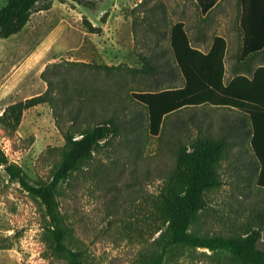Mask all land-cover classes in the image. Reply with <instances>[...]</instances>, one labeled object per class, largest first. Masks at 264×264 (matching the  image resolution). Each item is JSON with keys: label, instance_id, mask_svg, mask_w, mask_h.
<instances>
[{"label": "rangeland", "instance_id": "obj_1", "mask_svg": "<svg viewBox=\"0 0 264 264\" xmlns=\"http://www.w3.org/2000/svg\"><path fill=\"white\" fill-rule=\"evenodd\" d=\"M162 2L173 21L174 1ZM5 3L0 0V8ZM140 3L47 0L39 4L22 30L0 38V115L7 107L44 93L47 83L41 75L51 65H59L58 73L73 85L84 86L88 83L86 77L91 76L90 83L101 102L112 97L117 103L122 96L130 108L141 109L123 88H163L170 83V76L163 70L118 79L67 65H127L141 69L145 63L142 57L153 53L158 38L149 28L150 21L142 19L144 7ZM86 22L101 32H89ZM237 48L238 43L229 45L228 70L235 63ZM157 61L162 67L163 62ZM188 111L193 110L184 108L170 114L158 137L150 136L142 124L124 137L103 144L93 159L60 185L57 199L72 229L70 243L83 253L86 264H129L148 245V224L155 220L157 196L174 166L175 147L197 134L198 127ZM197 116L205 129L215 130L207 126L208 119ZM67 125L64 119L63 128L58 127L48 104L27 108L16 128L0 123V148L9 162L19 165L31 180L47 181L59 161ZM242 140L240 137L239 142ZM233 151L229 161L239 158L240 172L223 162L219 170L223 184L206 194V208L192 230L199 236H231L252 227L261 230L259 246L264 247V226L253 217L264 211L262 197L245 176L246 154L238 147ZM43 224L40 205L0 166V264H66L46 250L41 241ZM164 264L234 263L224 251L180 247L167 255Z\"/></svg>", "mask_w": 264, "mask_h": 264}, {"label": "trees", "instance_id": "obj_2", "mask_svg": "<svg viewBox=\"0 0 264 264\" xmlns=\"http://www.w3.org/2000/svg\"><path fill=\"white\" fill-rule=\"evenodd\" d=\"M46 1L6 0L0 8V38L22 30L32 12ZM196 1L207 11L217 0ZM238 1L241 5L239 31L243 35L238 59L246 60L244 72L236 73L227 85L223 84L226 50L223 38L215 37L211 50L204 54L190 45L181 23H172L162 0H141L142 19L150 21L149 28L158 38L153 53L142 57L145 63L141 69L127 65L67 63L70 67H85L93 74L104 72L108 78L118 79L163 70L170 76V83L163 88H123L141 109L130 108L122 96L117 103L112 97L108 102H101L90 83L91 76L86 77V85H73L69 78L58 73L59 65H51L41 75L47 83L44 93L11 105L0 115V123L14 129L25 109L48 104L60 129L64 119L67 120L60 158L47 181L31 180L19 165L9 162L0 148V166L42 209L41 241L52 257L66 264H86L83 253L70 243L72 229L61 214L57 199L60 185L93 159L103 144L124 137L142 124L150 136L158 137L166 118L187 108L193 110L187 115L198 127L197 134L175 147L174 166L157 196L153 208L155 220L148 224V245L129 264H164L167 255L180 247L224 251L234 264H264V247L259 246L260 229L251 227L241 234L209 237L199 236L192 230L206 208V194L223 184L219 172L223 162L240 172L239 158L229 161L235 154L234 147L246 154L243 160L248 173L245 176L254 184L264 204V0ZM86 25L91 33L101 32L89 22ZM254 58L260 59L255 66ZM158 59L163 62L162 67ZM207 105L230 107L236 109V114L225 117L224 126L211 131L202 126L197 116H205L197 108ZM240 137L243 140L239 142ZM253 217L257 224L264 226L263 210Z\"/></svg>", "mask_w": 264, "mask_h": 264}, {"label": "crops", "instance_id": "obj_3", "mask_svg": "<svg viewBox=\"0 0 264 264\" xmlns=\"http://www.w3.org/2000/svg\"><path fill=\"white\" fill-rule=\"evenodd\" d=\"M174 19L173 24L181 23L186 30L190 45L198 51L207 54L211 50L215 37H221L226 42L224 55L225 73L223 84L227 85L236 73H243L245 63L239 60L240 49L243 45V35L239 31V20L241 5L238 0H217L207 11H203L196 0H173ZM141 2V0H140ZM233 16V17H232ZM238 48L234 54L235 63L230 67L226 65L229 45L237 44ZM260 62L254 58V66ZM230 73V75H228ZM205 108V111L203 110ZM203 108L208 119V127L218 130L225 124V117L236 114V109L225 106L207 105ZM184 109V108H183Z\"/></svg>", "mask_w": 264, "mask_h": 264}]
</instances>
